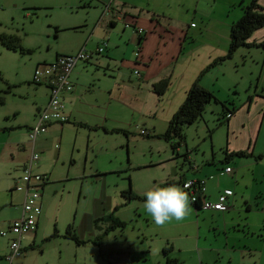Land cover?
I'll list each match as a JSON object with an SVG mask.
<instances>
[{
    "label": "crops",
    "instance_id": "crops-1",
    "mask_svg": "<svg viewBox=\"0 0 264 264\" xmlns=\"http://www.w3.org/2000/svg\"><path fill=\"white\" fill-rule=\"evenodd\" d=\"M35 1H60L64 5L73 6L85 2L91 5L94 14L93 18L86 17L81 23L66 26L70 30L80 28V36L68 41L65 48L54 56L55 60L60 54H75L82 48L93 54L90 59L79 61L71 74L73 90L64 94L65 112L69 115V121L53 123L50 127L59 128L61 136L69 125L71 128H85L88 131L103 129L107 132L112 129L124 133L129 141L130 133H133L130 128L132 125L123 124L117 118L112 119L111 115H140L152 117V122L150 130L142 128L139 134L147 138H161L157 135L166 131L171 117L186 99L192 83L212 61L226 55L223 45L207 42L210 33L213 40L220 37V24L225 28L227 25L223 14L221 19L217 18L211 23L208 16L200 12L203 11L202 3L208 4L209 0ZM259 2L264 7V0ZM126 23L132 26H127ZM134 26L148 30L147 37L142 42L143 65H137L136 52L139 50L140 36ZM200 40L204 43L201 44ZM262 41L264 27L257 29L249 38L252 43ZM104 43H107L105 50L98 53V47ZM136 70L140 73L136 74ZM209 70L201 77V83L205 87H209L210 82L204 78H209L208 74L214 72ZM168 76L171 77L170 86L166 93L159 95L154 91L153 85ZM259 83L260 81L249 94L247 101L243 100L240 108L231 117L227 126V142L224 143L228 146V155L238 150H249L253 155L244 159L233 157L224 162L227 154L216 153L219 154L216 156L213 152L214 145L211 146V154L204 141L199 140L191 148L184 140L173 149L171 143L164 139L166 153L158 161L163 166L159 175L147 185L135 182L132 187L135 194L144 196L148 190L157 186H178L186 191L183 182L206 179L207 195L212 200L217 199L218 194L226 188L234 190L227 210L198 209L191 203L186 191L191 206L188 222L177 223L172 219L159 228L151 227L153 218L146 209L141 210L146 199H127L116 190L114 194L102 193L100 199L94 203L93 210L86 212L79 224H69L66 232L72 225L71 231L77 236L78 230L82 236L89 234L90 238L96 239L103 234L104 226L98 221L101 218L115 213L114 217L125 222L121 228L127 245L112 250L108 257H101L97 264H129L132 263L135 252L146 261L154 258L158 264H165V248H169L168 256L185 264H264V97H261ZM47 91V99L40 102L38 111L49 101L48 87ZM36 119L37 114L35 123ZM23 125L29 134L31 124L18 121L0 126V162L10 156L14 171L19 168L24 170L33 147L44 148L45 141L49 139L42 138L48 133L46 132L39 135L36 143H33L27 138V131L18 129ZM206 127L205 131L209 132ZM142 130H146V134H142ZM204 138H207V134ZM59 148L60 144L57 149ZM258 155L261 157H257ZM37 163L34 167H38ZM227 165H231L234 171L221 174ZM259 179L262 183L260 188L257 187ZM20 180L21 178L18 182ZM12 186L22 189L19 184L14 183ZM120 189L125 191L129 188L121 186ZM16 195L22 213V201L20 195ZM40 202L43 208V193ZM42 220L44 221L43 212L39 216L36 231L28 233L33 235V241L38 242L40 237H44L39 235ZM111 225L112 223L106 225L105 232L110 229L118 232V226L111 228ZM130 225L132 233L139 239V246L132 243L133 234L126 233ZM55 229L60 235V230L55 227L54 231ZM211 231L219 235L216 237L218 241L202 243V237ZM8 238L10 240L6 248L0 246V264H9L7 255L11 252V236ZM22 247L27 246L22 244ZM16 259L17 257L12 264H28L27 257L20 256L17 261Z\"/></svg>",
    "mask_w": 264,
    "mask_h": 264
},
{
    "label": "rangeland",
    "instance_id": "rangeland-1",
    "mask_svg": "<svg viewBox=\"0 0 264 264\" xmlns=\"http://www.w3.org/2000/svg\"><path fill=\"white\" fill-rule=\"evenodd\" d=\"M250 1L209 0L208 4L203 2L201 5L203 11L200 12L206 14L211 23L217 18L221 19L222 14L227 22L226 28L220 24V37L215 39L218 41L213 40L210 33L207 42L220 43V46L225 47L227 54L231 41V24L243 14L242 5ZM84 3L73 6L64 5L60 1L44 3L35 0H0V33L18 35L25 50L23 53L20 50L9 49L0 41V90L6 96V102L0 104V126L18 121L31 126L35 124L36 114L39 112L38 105L47 99L48 91L46 85L33 81L34 70L39 64L52 62L56 53L61 52L68 41L79 38L80 28L70 30L66 26L74 25L86 17L93 18L91 5L86 6ZM195 20L198 22L197 18ZM204 41L200 40V43L203 44ZM210 70L214 72L208 74L209 78H204L210 82L206 88H212L220 100H232L240 108L243 100L247 101L259 81L262 92L260 94L262 98L264 97L263 48L242 46L232 57ZM221 109L220 103L211 102L207 105L204 118L185 129V140L191 148L201 140L211 154V146L214 145L215 155H219L216 153L222 155L224 149L222 146L226 145L224 143L227 142L229 128L226 124L217 126ZM111 118L132 125L130 128L133 133H130L129 141L124 133L112 129H108L107 132L103 129L88 131L85 128L73 126L71 128L69 125L63 130L62 136L59 128H49L48 133L42 137L49 139L45 141L44 148H37L40 159L36 161L38 167L33 168V174L48 176L44 189L39 188L45 198L42 208L44 221H41L39 232V235L44 237H40L37 242L33 241V235L25 234L22 244L27 247H24L20 256L27 257L28 264H97L101 257H108L112 250L127 245L124 242L125 238L122 237L121 227H117L118 232L113 229L105 232L106 225L111 223H107V220L99 221L104 228L103 234L96 239L90 238L89 234L84 237L78 230V236L85 240L82 244L64 236L69 224L74 222L79 224L85 213L93 210L94 203L100 199L102 193L114 194L117 190L120 195L121 186L130 189L135 182L147 185L153 182L163 168L158 161L160 157H165L166 151L163 147L166 144L165 140L147 138L139 134L142 128L150 130L152 117L111 115ZM205 126L206 130L213 129L211 136L205 131ZM18 129L27 131L25 125ZM26 135L30 139L28 131ZM40 141L39 139V144ZM56 143L60 144L59 149L55 147ZM13 169L10 156L0 162V229L21 214L16 193L20 195L23 204L24 170ZM258 181L257 187L260 188L262 183L260 179ZM14 183L21 185L23 190L15 189L12 186ZM143 205L141 210H145ZM176 221L188 222V215ZM151 222L153 223L151 227H160L153 219ZM55 227L60 230V235L46 240L53 234ZM132 232L130 225L126 233L130 235ZM132 234L134 236L132 243L139 246V239L135 233ZM218 236L211 231L202 237L201 242L216 243ZM9 240L8 236L0 234V246L6 248ZM140 257L135 252L132 263L129 264L148 262L158 264L154 258L146 261Z\"/></svg>",
    "mask_w": 264,
    "mask_h": 264
},
{
    "label": "built area",
    "instance_id": "built-area-1",
    "mask_svg": "<svg viewBox=\"0 0 264 264\" xmlns=\"http://www.w3.org/2000/svg\"><path fill=\"white\" fill-rule=\"evenodd\" d=\"M126 25L132 26L130 23H126ZM135 31L138 34L144 33L142 27H135ZM106 44L104 43L98 47L97 52H103ZM136 53L138 57L140 50ZM92 55L85 48H82L75 54H60L50 63L37 65L34 70L33 81L37 84L46 85L50 90V96L47 105L39 110L36 123L29 127V137L33 143H36L39 135L46 133L53 123H64L68 120V115L65 112L64 94L73 90L74 83L71 80V74L79 61L88 60ZM135 72L136 74L140 73L139 70ZM146 132V130H142V134H146ZM56 147L58 148L59 144H56ZM39 159L40 154L33 147L31 157L25 165L22 178L25 182L22 213L18 218L11 220L4 228L0 229V234L11 236V252L7 255V260L10 264L15 257L22 254V237L25 234L36 231L38 219L42 212L40 202L41 192L39 188L48 180V176H35L33 174L34 164ZM233 171V167L228 165L221 171V174ZM183 187L189 193L190 201L194 206L216 211H225L229 208L228 200L233 194L232 188L224 189L218 194L217 199L212 200L207 195L206 179L187 180L183 183Z\"/></svg>",
    "mask_w": 264,
    "mask_h": 264
},
{
    "label": "trees",
    "instance_id": "trees-1",
    "mask_svg": "<svg viewBox=\"0 0 264 264\" xmlns=\"http://www.w3.org/2000/svg\"><path fill=\"white\" fill-rule=\"evenodd\" d=\"M259 1L260 0H251L249 3L242 5L243 14L231 24V31H230L231 41H230V46H229L227 54L222 57L216 58L214 61H212L210 65H208L200 73L197 79L190 86L186 99L183 101V103L180 105V107L171 117L166 131L160 135H157L167 140L168 142H170L173 149H176L178 145H180L185 140V129H187L192 124H195V122H197L198 120L204 118L207 105L210 104L211 102L220 103L222 107L221 116L219 117V122L217 126L221 124H226L228 126V123L231 117L237 112L239 107L235 104L234 101L220 100L212 90L206 88L205 86L201 84V77L211 67L223 62L227 58L232 57L233 54L242 46H258L264 49V41H262L261 43L249 42V38L253 35V33L257 29L264 27V7L260 4ZM84 5L90 6L89 3H84ZM56 29L59 30L58 27H56ZM147 34H148V30H145V29H144V33L139 34L140 54L137 57V65L144 64L143 53L141 49H142V42L147 37ZM0 41L2 42L4 46H6L9 49H13L16 51L20 50L21 52L25 53V50L21 46V38L16 34L0 33ZM170 83H171V77L168 76L154 83L153 89L156 93H158L159 95H162L166 93V91L168 90L170 86ZM9 89H11V86L9 87ZM5 102H6V96L3 93V91L0 90V104H4ZM69 119L70 118L68 115V120L66 122H68ZM212 131L213 129L209 128L210 136H211ZM222 152H223L222 154H225V155L227 154L226 155L227 158L223 160L224 162H228L233 157H249L253 155V152L249 150L232 151V153L228 155L227 146L226 148L222 150ZM257 157H261V155H258ZM46 182L43 185H41L42 189L44 185L47 184ZM122 195L127 199H133V198L146 199V195L142 196V195L135 194L132 191V187H130V189L128 190L122 191ZM233 195H234V190H233V194L229 197L228 205L230 204V200H231V197H233ZM195 207L198 209H203V208H200L199 206H195ZM203 210H207V209H203ZM114 216H115L114 214H111L108 217L101 218L100 220H107L108 222H111L112 223V225L110 226L111 228H115L117 226L123 227L125 225V222ZM71 227L72 225L69 226L64 236L67 238L73 239L79 244L84 243L85 241L81 240L76 234H74L71 231ZM56 236H58L57 229H55L53 234L47 237L46 240H50L52 237H56ZM23 250L24 248L22 247V240H21V251L23 252ZM168 250L169 248L167 249L165 248L163 250L164 254L167 256L166 264H185L183 261L177 258H172L168 256V253H167Z\"/></svg>",
    "mask_w": 264,
    "mask_h": 264
},
{
    "label": "clouds",
    "instance_id": "clouds-1",
    "mask_svg": "<svg viewBox=\"0 0 264 264\" xmlns=\"http://www.w3.org/2000/svg\"><path fill=\"white\" fill-rule=\"evenodd\" d=\"M145 195L144 207L158 226H163L172 219L182 220L189 213L188 193L178 186H157L148 190Z\"/></svg>",
    "mask_w": 264,
    "mask_h": 264
}]
</instances>
